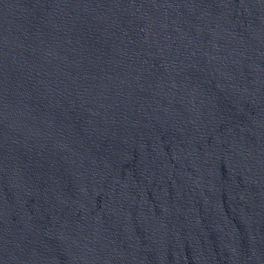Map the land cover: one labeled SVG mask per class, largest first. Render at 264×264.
I'll return each mask as SVG.
<instances>
[{"label": "water", "instance_id": "95a60500", "mask_svg": "<svg viewBox=\"0 0 264 264\" xmlns=\"http://www.w3.org/2000/svg\"><path fill=\"white\" fill-rule=\"evenodd\" d=\"M0 264H264V0H0Z\"/></svg>", "mask_w": 264, "mask_h": 264}]
</instances>
